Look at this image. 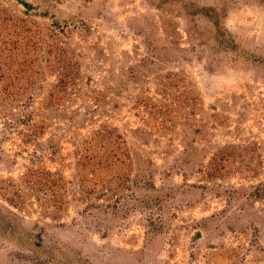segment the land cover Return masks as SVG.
<instances>
[{
    "label": "rangeland",
    "instance_id": "374dc122",
    "mask_svg": "<svg viewBox=\"0 0 264 264\" xmlns=\"http://www.w3.org/2000/svg\"><path fill=\"white\" fill-rule=\"evenodd\" d=\"M0 264H264V0H0Z\"/></svg>",
    "mask_w": 264,
    "mask_h": 264
}]
</instances>
